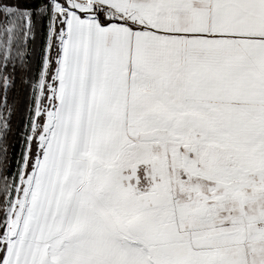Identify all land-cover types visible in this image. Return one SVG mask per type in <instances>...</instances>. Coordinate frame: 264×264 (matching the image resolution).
<instances>
[{
    "label": "snow or ice",
    "instance_id": "6c2138e0",
    "mask_svg": "<svg viewBox=\"0 0 264 264\" xmlns=\"http://www.w3.org/2000/svg\"><path fill=\"white\" fill-rule=\"evenodd\" d=\"M0 264H264V0H0Z\"/></svg>",
    "mask_w": 264,
    "mask_h": 264
},
{
    "label": "trees",
    "instance_id": "16d2710c",
    "mask_svg": "<svg viewBox=\"0 0 264 264\" xmlns=\"http://www.w3.org/2000/svg\"><path fill=\"white\" fill-rule=\"evenodd\" d=\"M46 30V21L44 22V27L38 29L43 35ZM34 38L28 43L26 60L31 66V70L26 73L23 77L27 79L32 73L35 72L36 66L38 64L39 58L34 60ZM23 43V42H22ZM18 64L19 61L17 60ZM9 71H12L11 66H9ZM15 84L7 93V104L10 109L9 115V130L5 138V145L8 148V171L14 173L16 171V161L20 158L22 154L23 144L25 136L28 132V122H29V112L31 107V89L30 87L24 85L22 81V76L19 71L13 73ZM11 178V177H10Z\"/></svg>",
    "mask_w": 264,
    "mask_h": 264
},
{
    "label": "rangeland",
    "instance_id": "374dc122",
    "mask_svg": "<svg viewBox=\"0 0 264 264\" xmlns=\"http://www.w3.org/2000/svg\"><path fill=\"white\" fill-rule=\"evenodd\" d=\"M43 41H44L43 35H41L39 31H37V34L34 39V55H33L34 60L36 58H40L41 47H42Z\"/></svg>",
    "mask_w": 264,
    "mask_h": 264
}]
</instances>
